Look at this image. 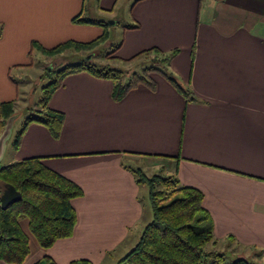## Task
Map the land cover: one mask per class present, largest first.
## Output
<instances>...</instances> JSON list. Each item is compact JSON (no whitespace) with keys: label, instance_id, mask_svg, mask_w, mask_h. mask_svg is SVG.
Segmentation results:
<instances>
[{"label":"crops","instance_id":"obj_1","mask_svg":"<svg viewBox=\"0 0 264 264\" xmlns=\"http://www.w3.org/2000/svg\"><path fill=\"white\" fill-rule=\"evenodd\" d=\"M118 1L98 0L99 9L112 15ZM86 3L0 0V102L15 103L11 73L31 66L35 49L44 54L40 47L87 43L105 32L73 21L107 20L91 16ZM130 13L132 25L108 58L132 63L143 51H178L169 72L193 98L161 74V81L151 76L155 89L141 84L119 101L111 80L68 76L49 104L65 115L61 136L30 124L9 163L40 158L80 186L83 196L72 200L77 223L72 236L45 249L27 233L28 220L20 222L30 239L24 264L45 256L57 264L117 263V250L137 244L153 218L138 169L200 190L217 250L223 243L239 259L264 264V0H137Z\"/></svg>","mask_w":264,"mask_h":264},{"label":"trees","instance_id":"obj_2","mask_svg":"<svg viewBox=\"0 0 264 264\" xmlns=\"http://www.w3.org/2000/svg\"><path fill=\"white\" fill-rule=\"evenodd\" d=\"M79 24L104 26L105 32L97 39L82 43L68 41L42 52L49 56L68 49L96 54L99 46L109 38L105 21L77 16L73 20ZM121 44L114 46L110 57ZM178 51L167 54L159 50H147L133 59L151 55L153 65L142 72L133 73L124 82L125 72L110 65H99L88 60L61 65L48 70V83L41 87V96L32 106V113L25 118L22 128L13 137L12 147L18 150L22 137L32 123L45 126L58 139L65 123V115L53 110L49 104L54 93L60 89L65 79L74 74L88 73L114 83L113 98L121 100L133 88L144 84L155 89L153 72L165 77L185 97L193 98L189 89H184L167 68ZM161 55H164L163 57ZM13 101L0 102V134L8 119L15 115ZM138 183L148 186V198L153 214L135 247L118 264H226V255L219 252L217 238L209 212L203 205V193L193 187L180 184L176 175L157 174L148 177L141 170H133ZM12 184L22 194V199L3 210L0 206V260L10 264H23L30 253V239L21 227L26 218L29 230L42 248H50L59 239L72 236L77 223V214L72 200L83 196V190L75 182L47 168L40 158H28L7 165H0V195L5 184ZM1 204V203H0ZM35 264H57L45 256ZM70 264H92L89 260H75ZM231 264H251L246 259H238Z\"/></svg>","mask_w":264,"mask_h":264},{"label":"rangeland","instance_id":"obj_3","mask_svg":"<svg viewBox=\"0 0 264 264\" xmlns=\"http://www.w3.org/2000/svg\"><path fill=\"white\" fill-rule=\"evenodd\" d=\"M136 1L137 0H119L117 4L115 3L111 5V7H113V9L115 10L112 15H109L108 13H104L100 11L98 0H87L86 4L90 6L88 12H90L91 16L95 18L100 17L103 19L107 18V20H104L106 22L110 19H111L110 21L118 20L120 23V25H113L111 23L110 26H107V29L109 27L108 29L109 38L104 44L98 47L95 56L92 57L93 54L88 53L86 51L77 52L73 49L65 50L63 51L64 53L60 52V53H63L62 55L49 56L48 54L44 53L45 54L44 56V54L40 53L38 50L35 49L32 52V56L30 60L32 62L31 66L22 67L19 69H13L11 73V79L15 87L19 89L17 99L15 100V103H14V108H15V113H16L15 115L17 117L14 123L12 137L8 142L7 151H6L5 157L1 165L4 166L7 164H10L9 162L13 158L12 156H14L13 154L16 151L12 147L13 137L22 128V124L24 123V120L28 116V114L32 113V109H31L32 106L41 96V87L45 85L46 83H48V79L46 76V72L49 70L48 64L61 63V65H65L68 63L88 60L89 57H92L93 61L99 65H110L112 67H116L118 69L123 70L125 72V77L123 79L124 82H127L133 73L135 72L140 73L146 67L153 65L151 58H154L155 55H151V57H149L148 60H145L144 57H139L135 62H132V63L125 61V60H120V59L113 60L111 58H108V54L113 50V47L122 43L123 36H124V28L132 25V16H131L130 11ZM85 17H89V15H86ZM100 27H102L104 30L106 29L104 26H100ZM161 56L163 57L164 55H161ZM167 70L169 71V68H167ZM151 76L157 81L163 80L160 74H157L156 72H153ZM0 101H1V95H0ZM14 162H18V161H14ZM146 175L148 177L154 176V174H150V175L146 174ZM143 184L146 185L145 183ZM145 188H146L145 189L146 194L148 196V193H149L148 186L146 185ZM148 202H149V198H148ZM25 220L27 219L23 218L21 222ZM27 233L33 240L34 237L32 233L30 232V230L27 229ZM218 243H217V246H218ZM135 245H136V242L133 240L122 244L120 249H118L117 252L115 253L116 259L120 257L122 258L117 263H115L109 257L107 258L106 262L103 264H114V263L118 264L135 247ZM218 250L221 253L226 255V258H227L226 264H231L234 261L239 259L238 257L235 256L236 253L232 252L229 249V246H224L223 243L218 248ZM125 251H127L126 254H125ZM33 261H36V260H33Z\"/></svg>","mask_w":264,"mask_h":264},{"label":"water","instance_id":"obj_4","mask_svg":"<svg viewBox=\"0 0 264 264\" xmlns=\"http://www.w3.org/2000/svg\"><path fill=\"white\" fill-rule=\"evenodd\" d=\"M110 23H113V21H110ZM16 117V115H13L8 119L3 131L0 134V165L5 157L8 142L12 137ZM21 199L22 194L17 191V189L12 184L7 183L5 184L4 190L0 195V206L3 210H6L9 206L19 202Z\"/></svg>","mask_w":264,"mask_h":264}]
</instances>
